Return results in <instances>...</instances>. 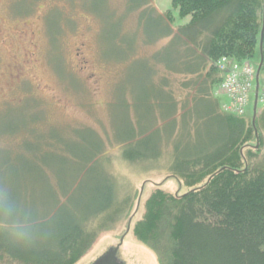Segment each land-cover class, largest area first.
I'll return each mask as SVG.
<instances>
[{"label": "trees", "instance_id": "trees-1", "mask_svg": "<svg viewBox=\"0 0 264 264\" xmlns=\"http://www.w3.org/2000/svg\"><path fill=\"white\" fill-rule=\"evenodd\" d=\"M128 5L148 8L150 3L128 0ZM171 5L190 20L173 31L163 22L164 16L173 24L171 11L157 14L153 27L160 34L154 38L144 26L148 43L168 41L149 60L135 62L143 67L128 69L136 119H129L130 106L121 102L124 117L116 140L123 143L121 157L128 162H156L167 154L169 174L187 191L154 190L133 226L134 236L158 264H264V104L256 109L255 97L248 117L224 111L225 103L216 98L227 73L219 66L222 59L243 64L259 45V74L264 75V0H171ZM29 7L27 0H18L19 11ZM149 11L139 16L142 26L154 14ZM154 64L183 76L179 88H171L165 76L156 83ZM257 89L256 81L254 94ZM95 143L98 160L101 148ZM32 147V152L38 148ZM24 155L0 150V258L75 264L98 232L93 223L130 205L132 195L119 196L102 166H88L94 184L79 190L76 201L66 202L63 193L65 200L56 204L67 210L50 236L37 241L39 233L32 239L27 230L35 220L27 184L34 170Z\"/></svg>", "mask_w": 264, "mask_h": 264}, {"label": "rangeland", "instance_id": "rangeland-1", "mask_svg": "<svg viewBox=\"0 0 264 264\" xmlns=\"http://www.w3.org/2000/svg\"><path fill=\"white\" fill-rule=\"evenodd\" d=\"M148 1V8H131L128 0H27L30 7L19 11L18 0H0V150L11 156L23 152L26 166L34 170L27 182L35 219L28 235L36 239L39 233L40 242L50 236L67 210L57 199L64 201L65 193L66 202L76 201L79 190L94 184L88 166H102L119 196L132 195L130 205L93 223L98 232L75 264H158L155 254L134 236L133 226L154 190L187 191L169 174L167 154L156 162H128L121 157L123 143L116 140L124 117L121 102L130 106L129 119H136L126 86L128 69L143 67V62H135L149 60L168 41L148 43L144 26L154 38L160 34V28L153 27L157 14L171 11L173 24L164 16L163 22L173 31L190 20L179 17L171 0ZM145 9L154 14L149 13L142 26L139 16ZM244 63L257 70L259 45ZM153 66L156 83L165 76L171 88H179L183 76L161 64ZM218 93L220 104L227 103V96ZM254 100L252 91L245 116H253ZM261 107L258 103L256 109ZM95 141L101 148L98 160ZM0 264L23 263L4 257Z\"/></svg>", "mask_w": 264, "mask_h": 264}, {"label": "built area", "instance_id": "built-area-1", "mask_svg": "<svg viewBox=\"0 0 264 264\" xmlns=\"http://www.w3.org/2000/svg\"><path fill=\"white\" fill-rule=\"evenodd\" d=\"M221 69H226L227 73L220 85V91L229 99L223 104L224 111L243 115L248 104V96L252 91L256 81L258 89L255 93L257 103L264 104V75L257 73L252 66L247 63L236 64L227 59L219 62Z\"/></svg>", "mask_w": 264, "mask_h": 264}, {"label": "water", "instance_id": "water-1", "mask_svg": "<svg viewBox=\"0 0 264 264\" xmlns=\"http://www.w3.org/2000/svg\"><path fill=\"white\" fill-rule=\"evenodd\" d=\"M258 72H259V67H258ZM109 263V260H107V264Z\"/></svg>", "mask_w": 264, "mask_h": 264}]
</instances>
